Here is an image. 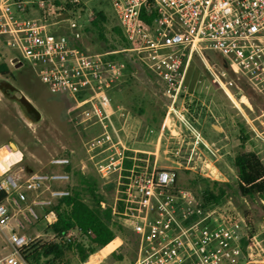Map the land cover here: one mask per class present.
<instances>
[{"label": "built area", "instance_id": "obj_1", "mask_svg": "<svg viewBox=\"0 0 264 264\" xmlns=\"http://www.w3.org/2000/svg\"><path fill=\"white\" fill-rule=\"evenodd\" d=\"M109 1L122 45L91 52L88 29L95 16L84 0H0V39L18 54L10 62L26 61L50 94L65 93L75 127H100L83 143L86 151L113 150L117 158H105L97 168L99 177L127 172L119 198L122 209L112 214H118L136 243L132 259L115 264H238L237 223L223 226L219 217H211L213 210L208 212L190 190L176 186L174 170L148 164L139 168L135 158L124 155L120 129L113 122L120 109L112 108L108 94L121 91L126 71L140 66L164 87L172 107L193 56L207 52L264 94V0ZM11 151L8 144L1 146L0 158ZM124 159L131 161L127 170ZM48 165L56 170L26 173L21 158L0 167L5 193L0 237L8 248L0 264H27L23 252L38 239L26 233L28 228L42 219L48 226L54 223L56 203L71 195V154L53 156ZM38 208L44 212L39 214ZM106 247L108 255L119 254L115 239ZM102 250L81 264H99L106 257ZM96 254L100 257L90 262Z\"/></svg>", "mask_w": 264, "mask_h": 264}, {"label": "rangeland", "instance_id": "obj_2", "mask_svg": "<svg viewBox=\"0 0 264 264\" xmlns=\"http://www.w3.org/2000/svg\"><path fill=\"white\" fill-rule=\"evenodd\" d=\"M84 1L94 16L101 11L106 18L102 26L105 40L98 38L97 31L88 38L91 52L121 46L119 35L114 31L117 24L110 1ZM13 58H18V54L0 39V66L7 69V73H0V78L16 86L41 112L42 119L37 124L29 123L14 102L0 95V147L8 144L11 152L16 150L21 155V164L43 172L56 170L48 165L53 156L71 154L73 174L68 188L77 191L90 206L94 205L96 196L102 199V209L110 207L112 212H117L125 173L114 172L102 179L97 172L106 162L105 158L115 160L117 156L113 155V150L87 152L83 145L100 132V127L95 125L86 130L75 127L67 115L70 101L66 94H50L26 61L20 65L11 64ZM122 86L121 91H112L108 96L112 108L120 109L113 122L120 129L124 155L135 158L139 168L148 164L158 170H174L176 186L190 190L202 204H205L203 192L206 188L224 189L227 194L223 201L208 212L213 210L211 217H219L223 226H229L230 223L222 219L228 206L234 216L233 222L239 226L241 255L238 264L245 261L264 264V200L239 196L233 166L235 155L243 152H253L264 166V94L252 90L243 77L234 74L209 52L201 57L193 56L179 100L172 107L164 87L140 66H136V71H126ZM225 90L239 100L240 108ZM93 153L98 155L91 160L89 156ZM98 160L103 161L97 164ZM109 225L120 246L119 254L108 255L110 249L105 248L102 253L106 257L99 264L126 263L133 257L136 236L120 224L118 214H112ZM36 226L39 224L32 225L26 233L33 237L36 229L39 233L44 231ZM244 226H251L249 236ZM50 236L51 233L45 231L24 254L41 243L53 241ZM69 238L87 244L86 238L76 231L69 232ZM7 252L6 243L0 237V256ZM98 256L92 255L90 262H95ZM59 264L81 262L74 251H68Z\"/></svg>", "mask_w": 264, "mask_h": 264}, {"label": "trees", "instance_id": "obj_3", "mask_svg": "<svg viewBox=\"0 0 264 264\" xmlns=\"http://www.w3.org/2000/svg\"><path fill=\"white\" fill-rule=\"evenodd\" d=\"M105 21L104 14L101 11L96 12L88 29L89 37L94 31H97L98 38L105 40L102 33V26ZM114 31L120 35L117 27L114 28ZM0 73H7L5 66H0ZM130 166L131 161L124 159V169L127 170ZM233 166L236 171L235 186L239 196L243 199L251 200L254 197H258L264 200V166L258 157L253 152L239 153L233 158ZM123 173L126 175L127 172L124 171ZM91 193L93 192L91 191ZM203 193L205 200L203 207L207 210L218 206L227 194L224 189L215 191L213 188H206ZM4 198L5 193L0 190V201ZM94 198V205L90 206L80 198L77 191L73 192L71 190L69 197L59 200L54 207L56 220L48 226V230L53 234L54 240L35 246L30 253L24 254L23 252L26 263L59 264L60 261L65 259L68 251H74L82 263L95 250L108 248L106 246L115 239L114 231L109 225L112 210L110 207L102 209V199L96 196ZM262 208L264 209V206ZM121 209L120 206L118 211H121ZM222 219L230 224L234 220V216L228 206L225 207ZM244 227L249 236L251 234V226ZM71 231H76L79 235L85 237L87 240L86 246L82 242H75L74 238H67L68 233ZM117 259H120V257L118 256Z\"/></svg>", "mask_w": 264, "mask_h": 264}, {"label": "water", "instance_id": "obj_4", "mask_svg": "<svg viewBox=\"0 0 264 264\" xmlns=\"http://www.w3.org/2000/svg\"><path fill=\"white\" fill-rule=\"evenodd\" d=\"M227 67V66H226ZM0 95L11 102H14L22 116L31 124H37L42 119L41 112L32 104V102L12 83L0 78ZM10 145H15L10 142ZM26 173L31 172V168L28 165H24Z\"/></svg>", "mask_w": 264, "mask_h": 264}, {"label": "bare ground", "instance_id": "obj_5", "mask_svg": "<svg viewBox=\"0 0 264 264\" xmlns=\"http://www.w3.org/2000/svg\"><path fill=\"white\" fill-rule=\"evenodd\" d=\"M225 92L227 93L229 98L232 101H235L236 105L240 108L239 100L237 101V99H235V97H233V95L229 91L225 90ZM242 102L245 103L246 100H243ZM20 158H21V155L16 150H14L13 152H6L0 158V167L2 168V170H4L8 166L15 164L17 161H19Z\"/></svg>", "mask_w": 264, "mask_h": 264}, {"label": "crops", "instance_id": "obj_6", "mask_svg": "<svg viewBox=\"0 0 264 264\" xmlns=\"http://www.w3.org/2000/svg\"><path fill=\"white\" fill-rule=\"evenodd\" d=\"M29 195V198H31L32 197V194H28ZM38 212H39V214H42L43 212H44V210H40L39 208H38ZM37 225L39 224V226H36V227H38L39 229L40 228H42V229H44V231L42 232V233H39L38 232V229H36L37 231H35V232H33L32 234L34 235V236H36V237H38V238H40V236L42 235H45V231L46 232H50L49 230H48V225L46 224V222L42 219V220H40V221H38L37 223H36ZM51 233V232H50ZM69 234V233H68ZM51 239H54V236H53V234L51 233ZM93 256H95V255H93ZM99 257V256H98Z\"/></svg>", "mask_w": 264, "mask_h": 264}]
</instances>
